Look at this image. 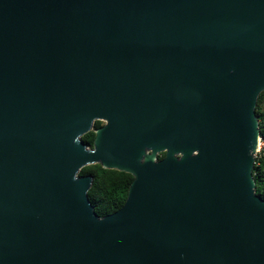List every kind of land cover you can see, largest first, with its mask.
I'll use <instances>...</instances> for the list:
<instances>
[{"label": "water", "instance_id": "95a60500", "mask_svg": "<svg viewBox=\"0 0 264 264\" xmlns=\"http://www.w3.org/2000/svg\"><path fill=\"white\" fill-rule=\"evenodd\" d=\"M263 91L264 0H0V264H264Z\"/></svg>", "mask_w": 264, "mask_h": 264}, {"label": "trees", "instance_id": "16d2710c", "mask_svg": "<svg viewBox=\"0 0 264 264\" xmlns=\"http://www.w3.org/2000/svg\"><path fill=\"white\" fill-rule=\"evenodd\" d=\"M259 120L260 138L263 144L255 158L253 178L256 183L255 193L264 200V91L259 95L255 109ZM82 141L92 147L91 133L82 137ZM79 175L93 176V183L88 192L90 203L99 217L110 215L119 210L126 198L133 177L115 170H105L100 165H91L81 169Z\"/></svg>", "mask_w": 264, "mask_h": 264}, {"label": "flooded vegetation", "instance_id": "af4514ba", "mask_svg": "<svg viewBox=\"0 0 264 264\" xmlns=\"http://www.w3.org/2000/svg\"><path fill=\"white\" fill-rule=\"evenodd\" d=\"M106 124V122L105 121H103V120H95L94 122H93V124H92V127H91V130L87 133V134H89V133H91L92 135H93V142H94V139H95V131L96 130H98V129H100V128H102L104 125ZM86 135V134H85ZM84 135V136H85ZM83 137V136H82ZM82 139V138H81ZM93 144V143H92ZM89 148H90V146H88ZM92 147H93V145H92ZM91 147V148H92ZM164 157V154H160V155H158V160H161L162 158Z\"/></svg>", "mask_w": 264, "mask_h": 264}, {"label": "built area", "instance_id": "2783aa9c", "mask_svg": "<svg viewBox=\"0 0 264 264\" xmlns=\"http://www.w3.org/2000/svg\"><path fill=\"white\" fill-rule=\"evenodd\" d=\"M263 147V144H262V142H261V140H260V144H259V147H258V152H257V154L261 151V148ZM257 154H256V156H257ZM256 158V157H255Z\"/></svg>", "mask_w": 264, "mask_h": 264}]
</instances>
